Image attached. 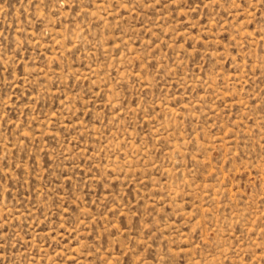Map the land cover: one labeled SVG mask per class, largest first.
I'll list each match as a JSON object with an SVG mask.
<instances>
[{
    "label": "rangeland",
    "instance_id": "1",
    "mask_svg": "<svg viewBox=\"0 0 264 264\" xmlns=\"http://www.w3.org/2000/svg\"><path fill=\"white\" fill-rule=\"evenodd\" d=\"M0 264H264V0H0Z\"/></svg>",
    "mask_w": 264,
    "mask_h": 264
}]
</instances>
